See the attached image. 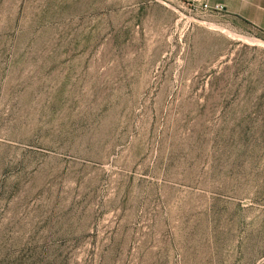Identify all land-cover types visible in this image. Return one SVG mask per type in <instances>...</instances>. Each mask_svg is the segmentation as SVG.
<instances>
[{
    "label": "rangeland",
    "instance_id": "rangeland-1",
    "mask_svg": "<svg viewBox=\"0 0 264 264\" xmlns=\"http://www.w3.org/2000/svg\"><path fill=\"white\" fill-rule=\"evenodd\" d=\"M226 2L0 0V264H264V15Z\"/></svg>",
    "mask_w": 264,
    "mask_h": 264
},
{
    "label": "crops",
    "instance_id": "crops-1",
    "mask_svg": "<svg viewBox=\"0 0 264 264\" xmlns=\"http://www.w3.org/2000/svg\"><path fill=\"white\" fill-rule=\"evenodd\" d=\"M232 1L240 2L243 0H228V2H226L225 6H226L227 10L230 11V13H232V14H237L240 17H242V16H246V17L254 16V18H255V16L259 17L261 15H264V5L262 3L258 4V5H254L253 7L246 9L243 5H234V3ZM244 1L245 2H251L252 0L251 1L244 0ZM243 18H245V17H243ZM249 19H252V18H248L245 20L247 22H250Z\"/></svg>",
    "mask_w": 264,
    "mask_h": 264
}]
</instances>
